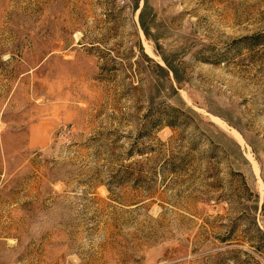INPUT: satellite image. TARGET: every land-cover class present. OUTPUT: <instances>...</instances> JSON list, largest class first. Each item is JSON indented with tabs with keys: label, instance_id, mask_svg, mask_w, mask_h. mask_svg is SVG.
I'll return each instance as SVG.
<instances>
[{
	"label": "rangeland",
	"instance_id": "rangeland-1",
	"mask_svg": "<svg viewBox=\"0 0 264 264\" xmlns=\"http://www.w3.org/2000/svg\"><path fill=\"white\" fill-rule=\"evenodd\" d=\"M0 264H264V0H0Z\"/></svg>",
	"mask_w": 264,
	"mask_h": 264
},
{
	"label": "trees",
	"instance_id": "trees-1",
	"mask_svg": "<svg viewBox=\"0 0 264 264\" xmlns=\"http://www.w3.org/2000/svg\"><path fill=\"white\" fill-rule=\"evenodd\" d=\"M144 10H145V7H143L142 10H141V13H140V20H141V25H142L143 29H144L145 32H146L145 25H144V21H143Z\"/></svg>",
	"mask_w": 264,
	"mask_h": 264
},
{
	"label": "bare ground",
	"instance_id": "bare-ground-1",
	"mask_svg": "<svg viewBox=\"0 0 264 264\" xmlns=\"http://www.w3.org/2000/svg\"><path fill=\"white\" fill-rule=\"evenodd\" d=\"M222 124H226V123L222 122ZM236 135H237L239 138H241L240 134H238L237 132H236ZM259 172H260V171H259Z\"/></svg>",
	"mask_w": 264,
	"mask_h": 264
}]
</instances>
